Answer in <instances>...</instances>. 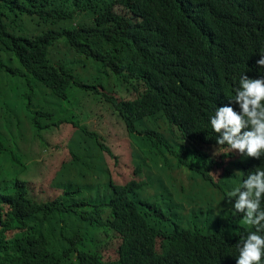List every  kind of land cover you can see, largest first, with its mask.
<instances>
[{
  "label": "trees",
  "instance_id": "16d2710c",
  "mask_svg": "<svg viewBox=\"0 0 264 264\" xmlns=\"http://www.w3.org/2000/svg\"><path fill=\"white\" fill-rule=\"evenodd\" d=\"M261 55L264 0H0V264L234 253L248 224L225 203L211 118L239 112ZM123 127L137 148L118 155L106 132Z\"/></svg>",
  "mask_w": 264,
  "mask_h": 264
},
{
  "label": "clouds",
  "instance_id": "9594fccd",
  "mask_svg": "<svg viewBox=\"0 0 264 264\" xmlns=\"http://www.w3.org/2000/svg\"><path fill=\"white\" fill-rule=\"evenodd\" d=\"M264 68V55L257 61ZM234 100L239 112L231 106L218 107L211 118L214 131L219 134L216 142L219 146L227 145V164L240 167L241 186L229 192L225 198L226 205L248 224L249 235L239 246L237 264H261L264 259V76L252 79L244 75L240 80ZM257 163L260 167L250 173L244 180V166ZM239 171L236 172L238 174ZM221 184V183H220ZM219 189V196L223 195ZM236 251L223 250L212 260L214 264H236Z\"/></svg>",
  "mask_w": 264,
  "mask_h": 264
},
{
  "label": "rangeland",
  "instance_id": "374dc122",
  "mask_svg": "<svg viewBox=\"0 0 264 264\" xmlns=\"http://www.w3.org/2000/svg\"><path fill=\"white\" fill-rule=\"evenodd\" d=\"M90 106L93 105L94 103H88ZM87 104V106H88ZM3 111H0V115L2 114ZM113 122H115V120L112 118ZM25 121H27V119H25ZM85 123H93L92 126L94 125V128H98L99 127V123L97 121V119L95 118H88V120L84 121ZM27 128L29 129V125H26ZM73 131H75V128H73ZM107 135L110 137V141L113 145V148L116 150V153L118 155H121L123 153H125L126 151L130 150V153H132V151L135 152L137 146L135 145V143L133 141L130 140L129 136L127 134H125V128H121V130L119 132H116L114 130H112V132L108 133L106 132ZM62 152H60V150H57L56 154H59V156L61 155ZM110 165L115 166L116 163V159H112L111 157H109ZM33 162L39 161V158H33L32 159ZM57 162H59V160H56ZM39 164V163H38ZM38 164L36 165V167H38ZM34 167V166H32ZM112 167V166H111ZM115 168V167H114ZM154 170H156V168H154ZM126 171V169H125ZM221 175H217V179L219 180V182L221 184H223L225 186V188L229 191L232 192L236 187H240L241 186V178H242V174L240 172V167L233 164V163H229L226 165V167H224L222 170ZM238 172V174H236V172ZM121 173V172H120ZM182 175H179V177H181ZM184 180L186 181V183L188 184V179L185 177ZM156 182L158 183L159 186V178L156 176ZM159 188L156 187L154 189V191ZM161 190V188H160ZM162 193V191H161ZM184 193L181 195L183 196ZM179 197V194H176V198ZM187 204V201H185ZM102 243L104 245H109L111 242L109 240V238L102 237ZM69 264H75L73 262H70Z\"/></svg>",
  "mask_w": 264,
  "mask_h": 264
},
{
  "label": "bare ground",
  "instance_id": "6f19581e",
  "mask_svg": "<svg viewBox=\"0 0 264 264\" xmlns=\"http://www.w3.org/2000/svg\"><path fill=\"white\" fill-rule=\"evenodd\" d=\"M4 90V89H3ZM3 93V92H2ZM8 107V106H7ZM25 108V107H24ZM5 110V109H4ZM9 110V109H8ZM6 114V113H5ZM107 129V128H106ZM167 134V133H166ZM60 138H61V136H60ZM39 144V143H38ZM54 161V160H53ZM74 168V167H73ZM81 172V171H80ZM76 178V177H75ZM36 179V178H35ZM40 180V179H39ZM82 180V179H81ZM31 182V181H30ZM114 189V188H113ZM74 202V201H73ZM123 203V202H122ZM126 206V205H125ZM70 209V208H69ZM227 227V226H226ZM155 238V237H154ZM210 238V237H209ZM215 239V238H214ZM210 241H212V240H210ZM231 245V244H230ZM155 246V245H154ZM152 247V246H151ZM232 251V250H231ZM155 252V251H154ZM146 254V253H145ZM162 257V256H161ZM143 258H145V257H143ZM166 259V258H165ZM147 260V259H146ZM156 260V259H155ZM162 260V259H161ZM149 261V260H148Z\"/></svg>",
  "mask_w": 264,
  "mask_h": 264
}]
</instances>
